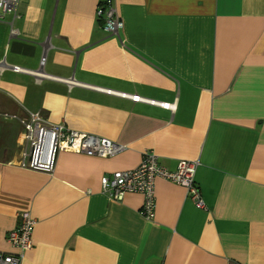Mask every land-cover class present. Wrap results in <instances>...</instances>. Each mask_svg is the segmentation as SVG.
I'll list each match as a JSON object with an SVG mask.
<instances>
[{
  "label": "crops",
  "instance_id": "0c3cea01",
  "mask_svg": "<svg viewBox=\"0 0 264 264\" xmlns=\"http://www.w3.org/2000/svg\"><path fill=\"white\" fill-rule=\"evenodd\" d=\"M105 1L18 0L0 19L1 110L126 145L33 170L21 124L0 118V253H17L6 237L27 211L20 264H264V0H110L118 35L96 17ZM146 151L170 171L197 161L203 207L162 178L153 219L140 193L101 191Z\"/></svg>",
  "mask_w": 264,
  "mask_h": 264
},
{
  "label": "built area",
  "instance_id": "2783aa9c",
  "mask_svg": "<svg viewBox=\"0 0 264 264\" xmlns=\"http://www.w3.org/2000/svg\"><path fill=\"white\" fill-rule=\"evenodd\" d=\"M18 0H0V19L10 13L13 19L18 16ZM96 17L101 21L102 29L110 35H118L124 27L122 18L110 0L100 2L96 8ZM45 57L42 56L40 65ZM15 71L23 70L14 66ZM134 101H149L167 108L169 104L131 96ZM16 119L21 124V139L26 145L21 165L33 170L51 172L56 155L60 151L87 156L108 158L125 150L126 145L90 133L73 130L64 123H50L40 113H29L26 117L5 113L0 108V118ZM197 161L179 160L176 169L168 170L158 161L153 151H146L140 163L132 169L116 170L100 179L101 191L111 200H121L126 192L140 193L143 202L141 215L146 219L155 216L156 195L155 180L162 178L182 186L192 202L203 207V201L195 181ZM36 223L27 211L18 213V222L6 237L7 242L17 250L16 254L0 253V264H20L23 253L32 247V229Z\"/></svg>",
  "mask_w": 264,
  "mask_h": 264
}]
</instances>
